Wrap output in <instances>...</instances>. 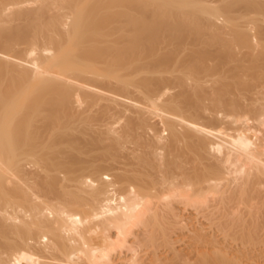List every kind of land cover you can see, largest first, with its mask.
<instances>
[{
	"label": "bare ground",
	"instance_id": "bare-ground-1",
	"mask_svg": "<svg viewBox=\"0 0 264 264\" xmlns=\"http://www.w3.org/2000/svg\"><path fill=\"white\" fill-rule=\"evenodd\" d=\"M0 264H264V0H0Z\"/></svg>",
	"mask_w": 264,
	"mask_h": 264
}]
</instances>
